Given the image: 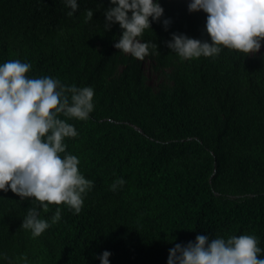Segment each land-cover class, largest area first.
I'll return each instance as SVG.
<instances>
[{
    "label": "trees",
    "instance_id": "trees-1",
    "mask_svg": "<svg viewBox=\"0 0 264 264\" xmlns=\"http://www.w3.org/2000/svg\"><path fill=\"white\" fill-rule=\"evenodd\" d=\"M189 2L160 0L171 23L145 30L158 51L139 60L114 47L118 23L104 30L109 0H78L73 16L64 0H0V63L95 90L87 121L62 117L79 133L66 151L94 181L81 212L0 191V264H100L105 250L110 264H167L170 248L201 234L255 235L264 248V45L255 56L181 59L172 33L210 41L207 14ZM118 177L126 184L114 192ZM30 207L50 222L60 207L61 219L33 237L21 228Z\"/></svg>",
    "mask_w": 264,
    "mask_h": 264
},
{
    "label": "clouds",
    "instance_id": "clouds-1",
    "mask_svg": "<svg viewBox=\"0 0 264 264\" xmlns=\"http://www.w3.org/2000/svg\"><path fill=\"white\" fill-rule=\"evenodd\" d=\"M109 2L103 27L109 30L118 23L122 29L114 43L116 49L139 60L149 56L151 50L158 51L156 43L140 38L151 29L152 22H161L168 29L171 21L163 18L165 10L160 0ZM64 3L71 9L67 14L73 16L79 8L78 0ZM201 10L207 14L205 30L210 41L172 33L166 42L181 59L215 58L224 48L244 57L261 52L264 0H190L189 12ZM93 15L92 9L86 10L87 20ZM31 70V63L20 59L0 63V191L11 190L21 200L34 199L45 212L55 204L79 214L94 181L79 171V158L66 151L65 140L79 133L62 117L87 121L95 108V90L67 85L52 76L31 77L27 75ZM125 184L126 180L118 177L110 190L115 192ZM61 212L57 207L50 222L40 218L36 207H30L21 228L38 237L61 219ZM259 245L258 237L250 234H201L195 241L170 248L167 264H264V248ZM110 256V251H103L100 264H110ZM22 259L27 264V257Z\"/></svg>",
    "mask_w": 264,
    "mask_h": 264
},
{
    "label": "rangeland",
    "instance_id": "rangeland-1",
    "mask_svg": "<svg viewBox=\"0 0 264 264\" xmlns=\"http://www.w3.org/2000/svg\"><path fill=\"white\" fill-rule=\"evenodd\" d=\"M145 70L147 72V75L149 77V82L156 86L162 79L161 75L154 70H152L150 62L146 61L145 62Z\"/></svg>",
    "mask_w": 264,
    "mask_h": 264
},
{
    "label": "bare ground",
    "instance_id": "bare-ground-1",
    "mask_svg": "<svg viewBox=\"0 0 264 264\" xmlns=\"http://www.w3.org/2000/svg\"><path fill=\"white\" fill-rule=\"evenodd\" d=\"M103 19V18H102Z\"/></svg>",
    "mask_w": 264,
    "mask_h": 264
}]
</instances>
